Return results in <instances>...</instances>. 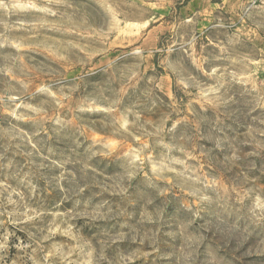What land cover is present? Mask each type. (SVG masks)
<instances>
[{
  "label": "rangeland",
  "instance_id": "obj_1",
  "mask_svg": "<svg viewBox=\"0 0 264 264\" xmlns=\"http://www.w3.org/2000/svg\"><path fill=\"white\" fill-rule=\"evenodd\" d=\"M0 264H264V0H0Z\"/></svg>",
  "mask_w": 264,
  "mask_h": 264
}]
</instances>
